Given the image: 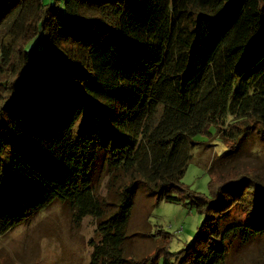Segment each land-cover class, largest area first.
Wrapping results in <instances>:
<instances>
[{
    "label": "trees",
    "instance_id": "1",
    "mask_svg": "<svg viewBox=\"0 0 264 264\" xmlns=\"http://www.w3.org/2000/svg\"><path fill=\"white\" fill-rule=\"evenodd\" d=\"M214 130L264 137V0H0V237L59 202L97 222L90 264H125L146 188L204 216L173 264H225L264 237V182L182 183Z\"/></svg>",
    "mask_w": 264,
    "mask_h": 264
},
{
    "label": "rangeland",
    "instance_id": "2",
    "mask_svg": "<svg viewBox=\"0 0 264 264\" xmlns=\"http://www.w3.org/2000/svg\"><path fill=\"white\" fill-rule=\"evenodd\" d=\"M213 133L209 139L199 137L202 145L192 152L182 180L185 186L211 197L210 171L229 169H244L264 182L263 136L254 131L242 139L228 141L220 139L215 130ZM234 216L243 220L240 211L234 212ZM203 221L204 216L192 209L188 201H158L148 189L140 188L125 244L132 259L125 264H164L166 258L173 264L174 256L193 241ZM96 228L97 222L91 217L75 227L68 208L56 202L0 237V264H90V243L99 242ZM148 257L151 261L144 262ZM262 261L264 237L248 245L237 243L225 264H261Z\"/></svg>",
    "mask_w": 264,
    "mask_h": 264
}]
</instances>
